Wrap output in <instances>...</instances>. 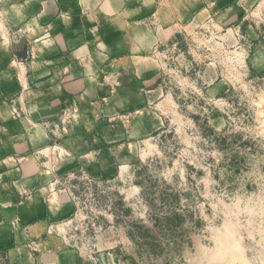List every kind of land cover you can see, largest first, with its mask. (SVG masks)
I'll use <instances>...</instances> for the list:
<instances>
[{"label":"rangeland","instance_id":"374dc122","mask_svg":"<svg viewBox=\"0 0 264 264\" xmlns=\"http://www.w3.org/2000/svg\"><path fill=\"white\" fill-rule=\"evenodd\" d=\"M233 1L157 50L147 109L105 114L84 152L53 135L42 157L70 209L0 223V264H264V0L229 22Z\"/></svg>","mask_w":264,"mask_h":264},{"label":"crops","instance_id":"0c3cea01","mask_svg":"<svg viewBox=\"0 0 264 264\" xmlns=\"http://www.w3.org/2000/svg\"><path fill=\"white\" fill-rule=\"evenodd\" d=\"M258 1L229 3L228 21ZM206 5V0H0V223L12 215L20 222L39 214L51 219L70 209L66 197L52 191L56 173L46 168L52 170L53 162L42 157L58 142L53 135L69 134L65 147L84 152V135L99 133L105 114L147 109L162 74L157 50ZM76 108L80 120L73 125L68 113ZM153 119L145 112L132 127L149 133ZM71 135H80L79 148Z\"/></svg>","mask_w":264,"mask_h":264}]
</instances>
